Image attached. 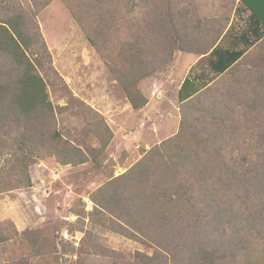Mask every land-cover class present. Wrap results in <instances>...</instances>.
Wrapping results in <instances>:
<instances>
[{"label": "rangeland", "instance_id": "rangeland-1", "mask_svg": "<svg viewBox=\"0 0 264 264\" xmlns=\"http://www.w3.org/2000/svg\"><path fill=\"white\" fill-rule=\"evenodd\" d=\"M119 1L110 7L107 26L79 8L89 0H0V13L14 4L39 26L51 55L43 74L62 136L58 154L30 165L32 185L15 180L19 169L9 170L12 142L0 146V264H149L146 255L179 249L180 240L168 245L147 239L143 231L153 226H135L111 203L123 184L149 201L139 182L156 190L164 162L147 159L151 149L175 137L194 115L178 98L184 78L193 66L212 75L209 53L218 44L235 47L247 13L240 0ZM77 11L86 15L83 21ZM134 65L144 67L141 76ZM129 91L145 103L134 108ZM200 96L213 108L247 107L232 110L231 127L245 136H230L231 154H238L237 146L248 157L264 150L252 135L264 131V36ZM253 104L259 120L251 116ZM198 116L211 121L209 114ZM65 150L84 162H65ZM143 162L150 170L134 173ZM131 169L134 176L120 179ZM151 206L162 221V203Z\"/></svg>", "mask_w": 264, "mask_h": 264}, {"label": "trees", "instance_id": "trees-1", "mask_svg": "<svg viewBox=\"0 0 264 264\" xmlns=\"http://www.w3.org/2000/svg\"><path fill=\"white\" fill-rule=\"evenodd\" d=\"M150 1L134 3L143 6L145 2L150 5ZM118 2L89 0V5L79 8L89 18L108 26L112 20L110 7ZM239 6L251 13L235 47L215 46L207 58L208 69L214 74L193 66L179 88V101L189 103L194 115L185 118L175 137L149 153L147 159L159 156L164 160L157 189L150 190L139 182V188L149 192L148 201L141 199L139 193L132 194L123 184L116 191L119 198L111 203L118 212L124 210L123 215L135 226L151 224L153 228L146 225L143 231L147 239L168 245L180 240L177 251L146 255L149 264H264V150L257 149L248 157L237 146L233 149L238 154H231L230 136L238 134L243 139L245 136L231 127L233 111L241 108L242 113L243 105L213 108L200 96L216 76L237 66L264 36V0H240ZM4 9L0 13V146L12 142L15 147L9 170L19 169L15 180L32 185L30 165L37 158L58 154L62 139L55 129L56 114L43 74L51 68V55L35 18L22 10L16 12L14 4ZM78 18L83 21L86 15L78 13ZM132 69L141 76L144 67L134 65ZM129 97L134 108L146 101L145 98L136 101L130 91ZM252 106L251 116L259 120L257 105ZM199 111L209 114L211 121L203 120L205 116L200 119ZM235 126L239 127L238 123ZM252 135L264 149V131ZM71 150L64 151L69 154L65 162H84L83 157L76 161ZM144 165L145 162L137 165L134 173L150 170ZM134 173L131 169L120 179L130 178ZM158 202L163 205L162 221L155 217L151 206Z\"/></svg>", "mask_w": 264, "mask_h": 264}, {"label": "crops", "instance_id": "crops-1", "mask_svg": "<svg viewBox=\"0 0 264 264\" xmlns=\"http://www.w3.org/2000/svg\"><path fill=\"white\" fill-rule=\"evenodd\" d=\"M245 13H247V16L251 13V10H245Z\"/></svg>", "mask_w": 264, "mask_h": 264}]
</instances>
